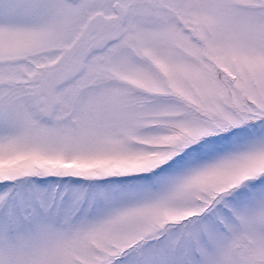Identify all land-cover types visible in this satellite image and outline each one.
I'll use <instances>...</instances> for the list:
<instances>
[{"label": "snow or ice", "instance_id": "snow-or-ice-1", "mask_svg": "<svg viewBox=\"0 0 264 264\" xmlns=\"http://www.w3.org/2000/svg\"><path fill=\"white\" fill-rule=\"evenodd\" d=\"M0 264H264V0H0Z\"/></svg>", "mask_w": 264, "mask_h": 264}]
</instances>
